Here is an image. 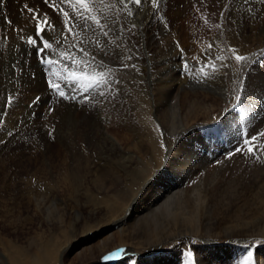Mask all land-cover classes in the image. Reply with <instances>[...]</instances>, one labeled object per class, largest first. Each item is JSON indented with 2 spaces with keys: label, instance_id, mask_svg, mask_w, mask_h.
<instances>
[{
  "label": "bare ground",
  "instance_id": "1",
  "mask_svg": "<svg viewBox=\"0 0 264 264\" xmlns=\"http://www.w3.org/2000/svg\"><path fill=\"white\" fill-rule=\"evenodd\" d=\"M170 1L159 0L158 7H153L152 0H142L139 6L125 0V8L119 0H95L93 6L97 9L101 23L105 24L103 31L109 34L104 36L94 25L85 30L84 22L76 20L75 23L79 26L74 31L80 35L78 40H74L63 27L62 14H57L49 8L44 0H0V165L3 164L0 171L7 173L8 165H14L18 158H23V152H14V148L19 144L18 139H23L24 144L27 143L30 149L36 151L35 161L41 160L42 169L49 173L53 172L54 159L61 156L67 159L63 154L76 135L84 136L83 140L89 146L87 147L93 148V152H99L104 157L122 153L121 160L115 164L110 161L113 164L109 166L94 160L78 166L81 171L110 174L114 182L122 179L120 174L128 173L139 164L152 160L150 175L141 182L142 188H139L138 195L129 194L124 198L126 204L117 215L110 216L111 211L107 213L110 216L107 224L104 223L99 228L95 226L97 229L93 230H89V226L88 231L82 234L79 228L85 212L94 216L102 204L98 203V207L86 203L71 206L52 190L36 194L33 189H29L27 193L19 196V200L11 197V202L16 200L14 205L19 209L24 206L29 211L27 213H30L32 208L31 216L23 218L19 214L20 216L14 215V218L13 214H9L10 206L3 205L4 201L0 202V221L4 222L0 225L3 224L4 229L10 226L11 229L17 230L25 223L33 224L31 233L29 232L22 242L18 237L16 241L10 239L12 233L1 228L0 264H232V261L244 262L250 253L254 264H264V245H245L251 240L264 238V178L259 180L257 176V183L253 184L255 174L264 172V151L257 150L264 146V137H257L254 154H247L245 145L242 148L244 151H240L255 160L254 166L251 167L260 169L248 171L253 175L252 179H246L248 183L244 182L245 178L233 181L237 185L233 190L236 201H241L240 198L247 194L249 197V193L258 195V198L263 200L259 202V205H262V220L259 218V224L251 222V219L247 220L243 215L248 204L233 205L225 201L222 193H218L223 187L220 178L224 179L225 173L221 176L217 171L218 166L211 168L208 158L189 153L187 148L191 145L186 144L190 140H197L196 131L201 119L209 120L210 123L206 125L216 126L217 123L212 124L213 114L219 107L218 103L221 105L219 100L225 99L229 91L226 82V58L223 61L216 59L220 56L218 47L222 39L226 38V13L233 16L237 28L243 32L249 19L251 27H256V31L253 34L255 43L250 45L245 54L249 60L243 62L241 71L235 75V78L239 79L236 94L241 96V100H236L229 110L227 108L223 111L224 123L235 124L232 126L235 128L238 125L235 111H243L246 115H256L244 124L249 131L248 137L256 136L264 130V55H261L264 52V0H221L219 18L214 19L215 26L210 17L205 15L203 20L197 17L193 0H185L183 7H180L179 0ZM25 5L38 10L36 14L40 18L47 14L50 23L55 26L54 30L48 29L46 34L37 36V22L31 18L33 13H29ZM62 6L69 11L70 16L74 15L67 5ZM129 10L133 15H128ZM8 21H11V24ZM133 24L136 25L135 28L132 27ZM29 36L37 40L35 46L27 43ZM65 36L68 37L67 40L64 39ZM43 39H48L53 45L52 49H47L41 54L43 60L51 59V55H54L53 61L56 63L50 67L43 65L37 54V50L43 45ZM209 45L212 47L209 48ZM81 48L89 53L88 57L83 55ZM61 52H66L70 59H64L60 55ZM84 60L91 61L97 72L108 73V82L86 92L93 103L82 108V112H85L81 114L82 117L79 110L74 109L77 107L72 108L70 105L66 106L68 109L62 116L60 109L56 110L55 115L50 114L49 107L51 108L54 102L55 106L59 107L66 100L49 89V79L61 83L65 91L72 95L80 97V93H84L79 89V85L73 90L71 84L58 80L57 76L51 74L52 70L67 75L65 68H68L69 71L75 70L79 74L74 62ZM131 63L136 65L134 72ZM185 63L189 66L187 70L184 68ZM206 64L216 65L215 70L211 67L204 68V71L209 73L207 78L200 71ZM133 90L137 91L138 96L151 110L153 109L151 114L157 122L155 123L165 133H182L177 142L182 141L175 148H171L173 142L167 145L171 151H168L166 156L163 150L156 152V149L152 148L150 151L151 148L144 137H138V122L133 113L135 109L130 105ZM182 93L184 95H181ZM36 97H39L38 101ZM56 115L62 117L67 124L63 127L64 134H61L56 144L52 145L47 140L42 142V139H36L37 143L29 140L35 132H42L47 127H43L44 119L53 121ZM117 125L125 134L123 138H132L134 135L135 140H129L128 144L124 142L125 139L122 140L117 135L120 131ZM184 138L188 140L184 141ZM233 145L230 144L229 149L235 147ZM54 147L58 149L56 154L53 153ZM8 153L12 155L7 156ZM148 157L151 160H147ZM27 160L31 162L32 157ZM236 164L238 167L237 162ZM45 175L47 174H43ZM261 175L264 176L263 173ZM87 180L89 181L88 178ZM191 182L193 186H190ZM223 182L226 186L229 183L226 179ZM97 187L100 191L109 188L108 184L101 182ZM87 198L90 199V196ZM70 199L72 200V197ZM246 199L250 201V198ZM24 200L25 202H22ZM254 204L257 206V203L253 202ZM115 208L112 210L115 211ZM104 220L102 222H106ZM94 224L96 222L89 225ZM114 232H117L116 237L113 236ZM223 236L229 237L231 242L236 244L230 248L220 245L218 241ZM197 240L201 242L197 243ZM165 244L171 245L170 248L160 254L153 253ZM183 244L186 245L185 250ZM7 246H11L13 252H9ZM137 250L145 251L139 253ZM111 253L116 255L108 260L103 259Z\"/></svg>",
  "mask_w": 264,
  "mask_h": 264
},
{
  "label": "rangeland",
  "instance_id": "2",
  "mask_svg": "<svg viewBox=\"0 0 264 264\" xmlns=\"http://www.w3.org/2000/svg\"><path fill=\"white\" fill-rule=\"evenodd\" d=\"M177 1L178 0H171L170 2H177ZM179 1H180V7H183V4H184L183 2H185V0H179ZM220 2H221V0H193V3L195 5V7H196V15H197V17L200 18V20H203V19H205V15H206L207 18L210 17V19L213 20V24L215 26L216 22H215L214 19L219 18L218 11H219V3ZM206 12H207V14H206ZM249 20H247V23L245 24V27H247V28H244L243 29L244 32H243L242 30L237 28L236 24L233 21V16H231L230 13H226V20L225 21H226V24L228 25V26L226 25V27H225V33H226L225 37L226 38L222 39V42H221V45H220L221 47L219 46L217 51H218V54L220 56H223V57L226 58L227 67H228V77L226 79V82L228 84L229 91H228L225 99L221 98V100H219L221 102V105H220V103H218L219 107L216 108V112L213 114V122H212V124L213 123H217L216 124L217 127L215 125H213V126L206 125V123H210L209 120L208 119H204V120L201 119L199 124H198L199 125L198 129L196 131L197 132V138H196L197 140H192V141L190 140V141L186 142V144H190L191 145V146H188V148H187V151H189V153H192L193 155L197 154L200 158H204V157L206 159L208 158L209 159V165L211 166V168L214 169L215 166L216 167L218 166L217 168H219V170H217V171H219V174L221 173L220 174L221 176H223V175L225 176L224 179H222L223 177L220 178L222 180L223 187H222L221 190H218V193L221 192L222 196L225 197V201L228 202V203L231 202L233 205L237 204V203H239V204H241V203L242 204H244V203L248 204V206L246 207L247 210L245 209L246 212L243 215L247 217L246 218L247 220L251 219L250 220L251 222H256V224H259V223H261L260 219L262 217V215L260 214L262 212V205L261 204L259 205V202H261L263 200H260V198H258L259 197L258 195H252V194L249 193V197H248V194H247L246 196L240 198L241 201L238 202V201L235 200V197H234L235 194L233 193V190H235V187L237 186L236 184H234V182H233L234 180H236V179L240 180V178L241 179L245 178L244 182L248 183L247 180L253 178V175L250 173L251 172L250 170L251 169L254 170L255 167L253 168L251 166H254L255 160L249 158L248 156H245V155L241 154L240 151H237L238 148H235V147H239L240 149H242L243 146L245 145L244 141L250 139V137H248L249 136L248 128H246V125H244V124H247L248 121H250L249 119H251V117L256 116V115L255 114L254 115L251 114L252 115L251 116V115L243 114L244 113L243 111H237V112L235 111V115L237 114L236 116L238 118V125L235 128L232 127L235 124H229V125L225 124L224 123L225 122L224 121V116H223L225 114V113H223V111L225 109H227V108H228L227 110H229L231 108L230 106L234 105L235 102H236V95H237L236 93H238L239 79H237L235 77L241 71L242 64H243V62H237L235 60V57H234L233 53L230 51V49H235L236 50V54L245 56V54H246L247 50L249 49L250 45L255 43V42H253V34L256 31V29H255L256 27L252 28L251 24H250L251 20L250 21ZM234 25H235V27L237 29L234 27ZM42 64L45 65L46 67H48V65H46V63H42ZM135 67H136V65L134 66V64L131 63V69H132L133 72L135 71ZM54 93H56V92H54ZM132 94H133V97L130 100V105H132L134 107V109H135L133 113H134V116L136 118V122H138L137 123V129H136L138 137H142V138L144 137L143 139L146 141L147 145L151 148L150 151H152V148L156 149L155 150L156 152L157 151L160 152L161 150H163V153L166 156V154L169 151V148L167 147V145L169 143L171 144L173 142V144H172L173 147H171V148L172 149L175 148V146H177V144L182 141V140H180V141L177 142V139L182 136L181 135L182 133H180V132H179L180 134L179 133H174V134L165 133L162 130V128L158 124H156L157 122L155 121L153 115L151 114V111L153 112V109L151 110L149 105L145 104V102H143V100H141V98L138 96L136 90H133ZM56 95H57V93H56ZM181 95H184V93H182ZM135 97H136V99H135ZM137 99H139V100H137ZM67 101L69 102L68 104L66 103ZM64 103L62 105L63 107L61 105H59V107H58L57 105L55 106V102H54L53 106L51 108L49 107V110H50V111L48 110L49 113L55 115L56 110L60 109L59 111L61 112L60 114L62 116L64 114V111H67V109H68V107L70 105L72 108L77 107V108H74V109H78L80 117H82L81 114H85L84 111H83L84 113L82 112V108H84L86 106V104L88 106V104L93 103V101H92V98L84 92L82 94L80 93V97L76 96L75 100H66ZM66 106H68V107H66ZM221 116H223V117H221ZM246 116H248V117H246ZM61 118L62 117H57V115H56L55 118L53 119V121L51 119H49V118L44 119L46 121L43 120V123H44L43 127L47 126L46 128H44L45 131L43 130L44 132L43 131L42 132H40V131L39 132H35L33 134L34 136L32 135L29 138V140L30 141L34 140L33 142L37 143L38 142L37 140L42 139V142L47 140L52 145L56 144L57 141L60 139L59 137H61V134H64L63 127L65 125H67L64 122V120L61 119ZM0 124H1V118H0ZM52 125H54V126H52ZM158 126L160 128H158ZM117 127H118V125H117ZM118 129H120V128L118 127ZM234 129H236V130H234ZM242 130L244 132H242ZM120 131L117 133V135H119V137L122 140L125 139L124 142L126 141L127 144L130 143L129 140L131 142H133V140H131V139L135 140L134 135H133L132 138L131 137L130 138H123V136H125V134L122 131V129H120ZM246 131H248V135H247ZM241 134H242V136H241ZM80 136L81 135H76L74 138H72L70 143H69V145H71V146L68 145V147L65 149V154H63V155L67 156L66 160L64 159L63 156H61V158L58 157V158L54 159V163H53V165L55 164L54 165V169H53V172H50V173H49V171L42 169V167H41L42 165L40 163L41 160H39L38 162L35 161L36 157L34 155H35L36 151L34 149H30L28 147L27 143L24 144L22 142L23 139H18V141H19L18 143L19 144H18V146L16 148H14V152L15 151L23 152V158H18L17 161H16V164H14V165L13 164L8 165L7 173H3V172L0 171V202L4 201L3 205L4 204H8V206H10V207L12 206L11 208L8 207L10 209L9 214L11 216L13 214L12 217L15 218L16 216H20L19 214H21V216H23V218L31 216V214L33 212L32 208L30 209V213H31L30 214V213H27L29 211H27L24 206L22 207L20 205V207H22V209H19V207L17 205H14V202L16 200L20 199L19 196L22 195V193H27V191L29 189H33L36 194H39V192L43 193L45 190H47L45 192L48 193V192H50L52 190L55 194L60 195L61 198L63 197L62 199H64L71 206H74L77 203H80V205H85L84 203H86L88 205L90 204V206L98 207L99 206L98 203L100 205L102 204L101 206H103V207L99 206L98 207L99 210H97L98 213L94 214V216L90 215L91 216L90 217L89 215H87L88 213L85 212V217L83 216V219L80 221L81 225H80V228H79V232H81V234H82V233H85V232L88 231L89 226H90L89 230L90 229L93 230V228L97 229L100 226L104 225V223L107 224L109 222L110 216L111 215H117L120 212V210L124 207V205L126 204L124 200L128 197L129 194L138 195L140 189L142 188L141 182H143L144 178H146V177H148L150 175V170L149 169H150V165L152 164V160L150 159V157H148L147 160L150 159L151 162H149V163L143 162L141 165L139 164L138 166H136L135 168H133L130 171L131 173L128 172V173L120 174V175H122V179L120 181L114 182V181H112V176L110 174H101L100 175V173H89V172L81 171L78 166L83 165L82 163H86V162L88 163L91 160H94V161H96V162H98L100 164L102 163L101 165L105 164L106 166H109V165H112L113 163L114 164L118 163L121 160V158H122V153H119V154L116 153V154H112L110 157H107V156L104 157V155L100 154L99 152H96V151H95L96 153L93 152L92 151L93 148L89 149L88 148L89 146L83 140L84 136H81V137ZM127 136H129V135H127ZM186 140H188V139L184 138V141H186ZM231 141H232V143H231ZM255 143H256L255 141L252 142V146H253L254 150L256 149ZM162 144L164 145L163 147H161ZM230 144H234L233 146H235L233 148H230L231 150L229 149V145ZM238 144H240V145H238ZM155 145H156V147H154ZM35 147L37 148V144H36ZM248 147H249L248 145H245L244 149H248ZM171 148H170V151H171ZM224 148H228V149L226 150ZM234 148L236 150H234ZM10 151H11V148H10ZM57 151H58V149L57 148L55 149V147H54L53 148V153L56 154ZM85 151H86V153H85ZM6 155L7 156H11L12 153L11 154L8 153ZM93 155H94V157H93ZM235 155H237V156L235 157ZM85 156H87V158ZM29 157H32V161L31 162H29V160H27ZM89 157H90V159H89ZM75 158H76V160H75ZM116 158H118L119 160L118 159L116 160ZM229 158H230V160H229ZM62 159H64V161ZM21 160H23V162H21ZM223 160H225V161H223ZM110 161L113 162V163L111 164ZM219 161H221V162H219ZM247 161H249V162H247ZM19 162H21L22 164L21 163L19 164ZM75 162L78 163V164L76 165ZM236 162L238 163V167H237ZM239 162H243V164L239 163ZM232 163H233V165H232ZM244 163H246V164H244ZM248 164L250 165L249 166L250 169L248 167ZM2 166H3V164L1 163L0 170H1ZM231 166L233 167V169H232ZM234 166H236V167H234ZM239 166H241V167L239 168ZM220 168H223V169L220 170ZM255 169H260V168L256 167ZM155 171H154V173H155ZM248 171H250V172H248ZM142 173H144V174H142ZM223 173H225V174H223ZM258 173H260V175L262 173L264 174L263 171L262 172H258ZM43 174H47L48 176L47 175L43 176ZM92 174L95 175V176H93ZM260 175H257V173L255 174V176H254L255 179L253 178V184L257 183V181H256L257 180V178H256L257 176H258L259 180H261V178H264L263 175H261V177H260ZM100 177H101V180H100ZM236 177H238V178H236ZM87 178L89 179V181L87 180ZM225 179L229 182L227 184L228 188H226L227 186L223 182V181H225ZM81 180H83V181H81ZM229 180H231V182ZM66 181H67V183H66ZM99 182L104 183V184H108L110 189L107 188L105 191H100L98 189V187H97ZM128 182H131V183H128ZM260 182H262V181H260ZM33 183H34V185H33ZM131 184H132V186H131ZM76 186H77V188H76ZM190 186H193L192 182H191ZM114 187H116V188H114ZM78 190H80V191L76 192ZM116 190H118V191H116ZM104 192H106V193H104ZM227 195H229V196H227ZM86 196L87 197L90 196V199L87 198ZM226 196H227V198H226ZM11 197H15V198H18V199H16L14 202L13 201L11 202ZM65 197L68 200L65 199ZM71 197H72L73 201L70 199ZM246 198H250V201H248ZM251 198H253V199H251ZM83 200H85L86 202H83ZM89 200H90V202H89ZM112 201L115 204L112 203ZM160 201L162 202L163 200H160ZM22 202H25V200L22 201ZM120 202H121V204H120ZM122 202H123V204H122ZM253 202L257 203L256 204L257 206H255V204L253 205ZM93 204H95V205H93ZM116 204H118V205H116ZM104 207L107 208V209L105 210ZM255 207H258V208L255 209ZM98 208H96V209H98ZM114 208H115V211L112 210ZM1 211H0V213L2 214ZM15 211L17 213L18 212L19 213L18 214L14 213ZM110 211H111L112 214H110V216H109V214L107 215V213H110ZM250 212H252V213H250ZM14 215H16V216H14ZM249 215H250V217H249ZM251 215H252V217H251ZM95 216L96 217L98 216V217L96 218ZM101 216L104 217V218H102ZM94 218H95V220H93ZM100 219H102V221L105 219L104 221H106V222H102ZM99 220L101 222H99ZM84 221L87 222V223H85ZM29 222H31V221L29 220ZM95 222H96V224L89 225V224H92V223H95ZM0 223L4 224V222H2V221H0ZM3 224L0 225V230H1V228L4 229ZM31 224L32 223H28V224L25 223L24 226H21V227L18 228L19 230L18 229L17 230H15V229L13 230V229L10 228V226H8V228H5V229H8L10 234L12 233L10 235L11 236L10 239L16 241V238L18 237V240L20 242H22V241H25V238L29 235V232L31 233V231L33 229L32 228L33 224L32 225ZM27 225H29V226L27 227ZM86 226H87V228H86ZM95 226H97V228ZM9 228H10V230H9ZM81 228H82V230H81ZM20 229H22V230H20ZM27 229H29V231ZM15 231H17V232L15 233ZM17 233H18V235H16ZM114 234H113V236L116 237L117 236V232H114ZM200 242H201L200 240H197V243H200ZM218 243L220 245H225L228 248H230V247H232L233 245L236 244L235 242H231V239L229 237H226V236L225 237L223 236L222 239L220 238ZM249 243L250 244H256V246H261L262 247L264 245V238H258V239L251 240V241L247 242L245 245H250ZM173 244L174 243H172L171 245H173ZM171 245L165 244V245H163V247L157 248L153 253L154 254H156V253L160 254V253H162V251L170 248ZM185 246L186 245H184V244L182 245L184 250L186 248ZM12 249L13 248H11V246H7V250L9 252H13ZM137 251L139 253H143L145 250H142V251L141 250H137ZM186 251H187V249H186ZM78 262L79 261H76V263H78ZM232 262H233L232 264H242L243 263V262H240V261H237V262L232 261ZM85 263L87 264V262H85Z\"/></svg>",
  "mask_w": 264,
  "mask_h": 264
},
{
  "label": "snow or ice",
  "instance_id": "3",
  "mask_svg": "<svg viewBox=\"0 0 264 264\" xmlns=\"http://www.w3.org/2000/svg\"><path fill=\"white\" fill-rule=\"evenodd\" d=\"M95 0H59L57 3L56 0H44V3L48 5L49 8H52L53 11L57 12V14H62L63 16V27L67 30L68 33H70L74 40L79 39L80 33L75 32L74 29H76L79 25L75 23L76 20H81L84 22L85 30L89 26H95V28L100 29L103 32L104 36H107L109 33L107 31H103L105 28V24L101 23V20L97 14V9L93 6ZM103 2V0H101ZM121 4L124 5L125 8H127V4L125 3V0H119ZM142 0H128V3L134 4L136 6H139L141 4ZM159 0H152L153 7H158ZM62 5H67L68 8L71 9L72 13L74 15L69 14V11L65 9ZM29 13H33L32 19L37 22L36 27V35L40 36L41 34H46L48 29L55 28L54 25L50 23L49 16L47 14H44L42 18H40L36 13L38 10H34L33 8L28 7L27 5L24 6ZM102 11V10H101ZM128 15L131 16L133 13L129 10ZM221 15H223L221 13ZM90 22V23H89ZM9 24H11V21H8ZM133 28L136 27L135 24L132 25ZM217 27H220V25H217ZM22 31V29H21ZM65 40L68 39L67 36L64 37ZM27 43L29 45L35 46L37 44V40L33 37L29 36L27 39ZM97 44L99 41L96 42ZM212 45H209V48H211ZM53 45L49 42L48 39H43V45L39 48V53H44L47 49H52ZM81 52H83V55L85 57L89 56V53L81 48ZM230 51L233 53L235 60L237 62H245L249 60V57L236 54L235 49H230ZM61 56L64 57V59H70L68 54L66 52H61ZM261 55H264V52L261 53ZM95 57H93V60ZM130 59V57H129ZM217 60L223 61L225 57L223 56H217ZM42 63H47L49 65H52L56 63L55 61L51 59L42 60ZM77 67L79 74H77V71H69L68 68H65V72H67V75H61L57 73L55 70H52L51 74L58 77V80L64 81V84H71L73 90L76 89V86L79 85V89L83 92H88L90 89L99 87L100 85L106 84L108 81L106 79L108 73L99 71L97 72L96 69L93 67L91 61L84 60V61H75L74 62ZM127 67V65H125ZM188 64H184V68L188 69ZM205 67H211L213 70L216 69L215 64H206L204 67L200 69V71L203 73L204 77L207 78L209 76L208 72L204 71ZM89 70H91L89 72ZM110 71V70H109ZM48 87L49 89L53 90L57 93V95L60 98H63L64 100H75L76 96L72 95L71 93H68L65 91L64 86H62L59 82H54L52 79L48 80ZM11 100V97L9 98ZM39 100V97H36V101ZM236 100L239 102L241 100V96L239 94L236 95ZM35 102V101H34ZM264 137V131L259 132L256 136L250 137L249 140H245L244 144L248 145L247 154H254V148L252 146L253 141H257V137ZM164 145L162 144L161 147ZM260 151H264V146H261L259 149ZM237 151H243V149H237ZM258 158V157H257ZM116 253H111L108 256L103 257V259L108 260L111 256H115ZM191 255V254H189ZM243 264H254V260L251 258V253L249 254V257L245 259Z\"/></svg>",
  "mask_w": 264,
  "mask_h": 264
}]
</instances>
